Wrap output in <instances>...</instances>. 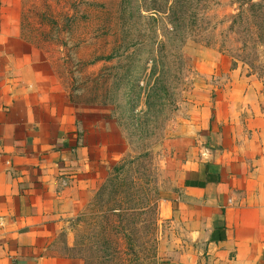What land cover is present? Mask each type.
Masks as SVG:
<instances>
[{
	"label": "rangeland",
	"instance_id": "1",
	"mask_svg": "<svg viewBox=\"0 0 264 264\" xmlns=\"http://www.w3.org/2000/svg\"><path fill=\"white\" fill-rule=\"evenodd\" d=\"M12 69L103 156L63 221L69 256L161 264L184 168L212 131L264 125V0H5L0 83Z\"/></svg>",
	"mask_w": 264,
	"mask_h": 264
},
{
	"label": "crops",
	"instance_id": "2",
	"mask_svg": "<svg viewBox=\"0 0 264 264\" xmlns=\"http://www.w3.org/2000/svg\"><path fill=\"white\" fill-rule=\"evenodd\" d=\"M10 73L22 80L0 83V264H79L59 237L103 156L74 125L45 121L29 81ZM254 123L212 131L216 143L184 168L159 214L174 241L161 264H264V125Z\"/></svg>",
	"mask_w": 264,
	"mask_h": 264
},
{
	"label": "trees",
	"instance_id": "3",
	"mask_svg": "<svg viewBox=\"0 0 264 264\" xmlns=\"http://www.w3.org/2000/svg\"><path fill=\"white\" fill-rule=\"evenodd\" d=\"M149 61H151V62H152V59H149ZM185 184H186V182H185ZM202 185H203V184H201V185H198V186H193V187H202Z\"/></svg>",
	"mask_w": 264,
	"mask_h": 264
}]
</instances>
